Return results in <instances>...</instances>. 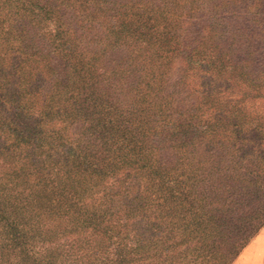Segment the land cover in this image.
Segmentation results:
<instances>
[{"label": "rangeland", "instance_id": "1", "mask_svg": "<svg viewBox=\"0 0 264 264\" xmlns=\"http://www.w3.org/2000/svg\"><path fill=\"white\" fill-rule=\"evenodd\" d=\"M206 34L218 45L204 50L226 69L198 65L192 48ZM262 48L264 0H0V264L100 258L105 224L136 223L137 205H154L123 150L107 140L98 159L88 154L103 143L100 122L141 106L142 80L165 84L166 112L183 118L195 89L229 96L239 73L260 75ZM162 118L149 119L142 142L166 166L180 152L165 147ZM231 264H264V226Z\"/></svg>", "mask_w": 264, "mask_h": 264}, {"label": "trees", "instance_id": "2", "mask_svg": "<svg viewBox=\"0 0 264 264\" xmlns=\"http://www.w3.org/2000/svg\"><path fill=\"white\" fill-rule=\"evenodd\" d=\"M211 37L206 34L192 48L200 66L213 67L218 60L212 50H204L207 41L218 45ZM65 48L64 56L69 54ZM255 52L260 75L239 73L230 80L229 96L195 89L196 102L183 118H173L174 110L166 112L165 84L142 80L143 86H138L141 106L130 110L123 121L100 122L103 143L88 154L98 159L103 155L99 151H106L107 140L123 150L147 178L154 205H137L136 223L119 217L105 224L111 233L101 236L104 251L91 264H231L264 226V48ZM59 62L64 66L67 60ZM75 67L68 70L71 77ZM80 68L88 71L86 66ZM62 70L55 69L58 83ZM108 107L111 113L113 106ZM155 115L163 117L160 127L170 131L165 147L180 152L166 166L157 165L156 154L143 151L142 138L148 135L149 119ZM9 130L15 132L16 140L18 131ZM184 154L185 159H180ZM71 155L90 161L81 151ZM96 165L90 164L94 170Z\"/></svg>", "mask_w": 264, "mask_h": 264}]
</instances>
